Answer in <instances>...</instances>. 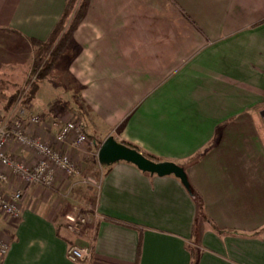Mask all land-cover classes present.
Returning a JSON list of instances; mask_svg holds the SVG:
<instances>
[{"label": "crops", "instance_id": "0c3cea01", "mask_svg": "<svg viewBox=\"0 0 264 264\" xmlns=\"http://www.w3.org/2000/svg\"><path fill=\"white\" fill-rule=\"evenodd\" d=\"M65 2L0 0V30L45 40ZM73 36L81 51L69 71L99 133L88 132L89 150L111 135L159 161L187 160L189 190L174 175L96 158L79 232L65 229L79 176L57 174L54 192L25 186L19 219L0 218L9 244L0 264H264V0H90ZM1 38V74H15L13 59L32 65L25 38L20 51ZM44 117L32 132L48 137L54 121ZM72 244L91 257L70 261Z\"/></svg>", "mask_w": 264, "mask_h": 264}, {"label": "built area", "instance_id": "2783aa9c", "mask_svg": "<svg viewBox=\"0 0 264 264\" xmlns=\"http://www.w3.org/2000/svg\"><path fill=\"white\" fill-rule=\"evenodd\" d=\"M23 111L20 108L16 113L10 112L5 117H0V218L11 222H16L20 217L23 187L37 185L50 188L55 183L56 172L67 177L77 175L75 161L61 145L68 141L70 148L76 149L88 137L85 124L80 120H72L59 125L52 122L51 126L55 127L53 139L50 140L48 136L44 140L43 137L30 133L31 128L40 124L41 117L35 114L26 115ZM11 144L36 156L37 160L31 164L23 155L9 153L8 147ZM12 180L18 185L7 192L6 186ZM87 182L94 187L98 186L93 179H87ZM85 221V217H68L67 229L78 233ZM8 249V241L0 236V259L6 255ZM67 257L72 262L83 261L91 257V252L88 247L72 244L68 246Z\"/></svg>", "mask_w": 264, "mask_h": 264}, {"label": "rangeland", "instance_id": "374dc122", "mask_svg": "<svg viewBox=\"0 0 264 264\" xmlns=\"http://www.w3.org/2000/svg\"><path fill=\"white\" fill-rule=\"evenodd\" d=\"M0 31H1L0 33H1L2 41H5L6 43V42H9L8 40H11L10 45L14 46L15 48L19 47L18 51L22 50L21 46L24 45V43L21 42L23 41L21 40L22 36H19L18 34L12 33L9 31L8 33L2 30ZM73 39H74V36H73ZM80 51H81L80 45L74 40L73 45L65 51L62 58L59 59L57 64L51 70L50 75L41 81H38V80L36 81L38 90L35 92V94L32 95L33 98L30 100V103L27 106H23L22 101L26 95L25 93L27 94L29 93L28 92L30 89L29 85L34 79V75H32L30 71L32 70V65H28L26 60L24 59H20L19 61H16L15 59H13L15 61V64L12 67V69H14L15 74L13 73L12 74L11 73L1 74L0 73V101L7 100V105L5 107L0 106V117H5V115L10 112L12 114L16 113L18 109L23 108L24 110L23 112L26 115L35 114L41 117L40 124H38L36 127L31 128L30 133L32 134H33L32 131L37 130L38 126L46 125L45 124L46 120L44 116H48V117H51L52 118L51 120L57 123L58 125L66 121L80 120L86 126L87 136L89 132L90 135L99 137L98 130L95 127L93 128L91 117L88 115V112L90 113L89 108L85 104H83L82 100L78 97L79 89L76 86V84H74L75 79L72 73H70L69 71L70 61H72L74 57H76L80 53ZM1 53H2V47L0 49V54ZM11 53H13V51ZM31 53L34 58L35 56L34 51L32 50ZM3 61L1 60L0 64H2ZM24 77H26V81L22 84L21 82ZM10 78H13L14 82H13V79L11 80ZM14 96H15L14 105L9 110L6 107H8L11 97H14ZM33 99L35 100L37 105H34V106L31 105V102ZM68 105L71 106L70 109ZM49 107H50V112L49 114H47L46 109H48ZM69 110L71 113L69 112ZM42 122L44 124H42ZM103 124L104 123L97 121L96 126L98 128H101ZM53 132L54 130H52L49 134L50 140L53 139L52 138ZM40 134L41 135L43 134L42 129L40 130ZM36 135L41 137L39 134H36ZM43 138L45 140L48 137H43ZM92 141H93L92 138L88 136L87 140L82 142L81 145L77 147L76 149L70 148L68 141L65 143V145H61V148L65 149L66 153L71 155L72 160L75 161L74 163L78 169L77 176H79V178L81 179V182L79 183H81V186L83 187V190H84V191H81L82 190L81 188H80L81 190L78 189V191L74 193L75 196L73 195V192H70V194H72V196H70L72 200L71 203H73L76 208L73 211V215L72 214L70 215H72V217H85L86 218L85 222H87V220L90 219L87 217L86 214L89 215L90 212L88 211H92V204L94 200L93 198L94 189H96L92 184L87 182V179L94 180V177L98 176V175H94V172L93 171L91 172L90 170L91 169L90 164L94 163V159L96 160V155H97V152L94 153V151L89 150V146L92 144ZM11 145L16 146L14 144H11ZM64 146H66L67 148H64ZM31 157L33 158L32 163H34L37 160V157L36 156H31ZM75 157L76 158L78 157V159H76ZM24 158L27 160L26 157ZM57 174L59 177H62L64 180H70L72 178V177L65 176L61 172L60 173L56 172V175ZM55 182H56V179H55ZM8 185H9V188H8L9 190L8 189L6 190L7 192H10L12 190L11 188L16 186V183L11 182ZM53 189L54 188L50 187V191L54 192ZM86 189H91V191L89 190V193H88ZM57 192H58L57 195L60 197V199L64 201L63 198H64V193H66V191L64 192L57 191ZM67 197H69L68 193L66 194L65 198L67 199ZM57 206H62L61 200H60V204H58ZM65 229L68 230L67 222H66Z\"/></svg>", "mask_w": 264, "mask_h": 264}, {"label": "trees", "instance_id": "16d2710c", "mask_svg": "<svg viewBox=\"0 0 264 264\" xmlns=\"http://www.w3.org/2000/svg\"><path fill=\"white\" fill-rule=\"evenodd\" d=\"M90 0H66L62 14L56 24L54 25L52 31L45 40H38L31 37H24L19 32H16L12 29H7V31L16 33L19 36L25 38L32 50L34 51V58L32 61V70L31 74L34 75V79L29 85V93H25V97L22 101L23 106H27L30 103V100L33 98V94L38 90L36 81H41L47 78L50 75L51 70L57 64L60 58L64 55L65 51L70 48L73 43V35L83 20L86 10L88 8ZM15 102V96L11 97L7 109H11ZM8 110V111H9ZM122 144L133 148L138 151V148L129 143L122 142ZM146 158L159 162L158 159L142 153ZM189 161H184L180 165L185 171V165ZM190 195L196 199L198 204V214H201V206L199 204V199L197 198L196 193L190 190ZM190 264H196L195 256L192 259Z\"/></svg>", "mask_w": 264, "mask_h": 264}, {"label": "water", "instance_id": "95a60500", "mask_svg": "<svg viewBox=\"0 0 264 264\" xmlns=\"http://www.w3.org/2000/svg\"><path fill=\"white\" fill-rule=\"evenodd\" d=\"M96 158L102 166H108L117 161H125L149 174H156L157 176L174 175L189 190L186 174L181 166L170 161L155 162L150 160L139 151L117 142L111 135L100 143Z\"/></svg>", "mask_w": 264, "mask_h": 264}]
</instances>
